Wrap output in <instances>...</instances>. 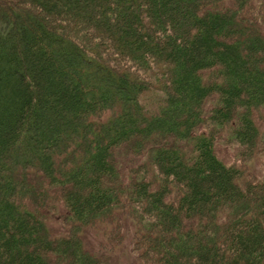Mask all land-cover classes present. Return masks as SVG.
Wrapping results in <instances>:
<instances>
[{"label": "trees", "instance_id": "1", "mask_svg": "<svg viewBox=\"0 0 264 264\" xmlns=\"http://www.w3.org/2000/svg\"><path fill=\"white\" fill-rule=\"evenodd\" d=\"M262 8L0 3V264H117L127 250L135 264H264V177L247 172L264 159ZM106 40L143 77L103 57ZM218 139L242 166L216 157ZM58 200L60 234L45 215ZM95 229L107 253L91 251Z\"/></svg>", "mask_w": 264, "mask_h": 264}, {"label": "rangeland", "instance_id": "2", "mask_svg": "<svg viewBox=\"0 0 264 264\" xmlns=\"http://www.w3.org/2000/svg\"><path fill=\"white\" fill-rule=\"evenodd\" d=\"M15 1L17 0H0V3H11L12 5L15 4ZM22 1V0H20ZM25 1V0H23ZM28 1V0H27ZM26 4V2H25ZM259 14L264 13V8L260 9L258 11ZM23 19V18H22ZM56 22V20H55ZM58 21L56 22V26H58ZM77 24V19L74 18V16L69 15V17L67 18L65 23H62L64 25H66L65 27L67 28V32L73 35H77V32H73L75 28H73V26H75L74 24ZM27 24V23H26ZM29 25V24H27ZM30 26V25H29ZM83 27H81L82 29ZM84 29V28H83ZM86 29V28H85ZM79 29H76V31H78ZM88 31V30H87ZM90 34L92 38L97 39V37H99L98 35V31H90ZM97 42H92V44H96ZM91 44V45H92ZM102 46L100 47V51L103 55V57H107V59L109 61H112L114 63V65L118 64L119 69L120 70H125L129 73H135L137 74V76L139 77H143L142 72H144L143 70H141L140 67H138L137 64H134L133 62H129V60L127 58H125L124 56H121L117 53H115L114 51L109 50V41L106 40V42H101ZM95 46V45H94ZM62 63H64L66 61V57H62ZM111 89V88H110ZM112 91V90H111ZM123 94V93H122ZM213 106V102L211 101V99H208V101H206L205 107H204V112L207 113L208 110L211 109V107ZM258 120L256 119V127L259 130L260 133L264 132V111H261L259 116H258ZM261 118V119H260ZM201 130L204 131V128H201ZM227 141L228 139H223V141ZM221 139H218L217 142H215L214 144V151H215V155L216 157L225 165L230 166V165H234V166H242V161L239 159L238 160V155L235 149L229 147L228 145H226ZM56 170L58 171L59 169H61V166L63 165V163H57V161H55L54 163ZM247 168H248V173L249 174H253L257 179L264 177V159L262 158L261 155L250 159L247 163ZM62 203L60 202V200H58V203L56 204V208L57 211H54L53 209H47V211H45V215H46V220L48 222V227L54 229L53 232L55 233H62L63 229L62 227H60V222L62 220V216L64 215V210H62L61 207ZM115 224V223H113ZM119 223L115 224L117 229L119 227ZM130 228H128L127 230H129ZM93 232L91 233V235L89 236V240L91 241V243L94 244L95 247H97L96 249H93L91 251H95L97 252L98 250H103L102 252L107 253L109 250V247H106V242L104 240V237H102L101 233H97L98 231L92 230ZM84 237V235H82ZM86 241H88L87 237ZM105 242V243H104ZM89 244V243H88ZM105 244V245H104ZM115 251V250H114ZM125 260V261H124ZM133 257L132 254L130 253V251H126L125 252V259L124 257H120L119 261L117 262V264H135L133 262Z\"/></svg>", "mask_w": 264, "mask_h": 264}]
</instances>
